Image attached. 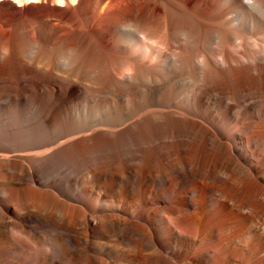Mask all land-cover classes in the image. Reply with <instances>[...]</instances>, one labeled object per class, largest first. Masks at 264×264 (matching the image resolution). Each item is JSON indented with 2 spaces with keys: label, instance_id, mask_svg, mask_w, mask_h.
<instances>
[{
  "label": "bare ground",
  "instance_id": "bare-ground-1",
  "mask_svg": "<svg viewBox=\"0 0 264 264\" xmlns=\"http://www.w3.org/2000/svg\"><path fill=\"white\" fill-rule=\"evenodd\" d=\"M0 264H264V0H0Z\"/></svg>",
  "mask_w": 264,
  "mask_h": 264
},
{
  "label": "rangeland",
  "instance_id": "rangeland-1",
  "mask_svg": "<svg viewBox=\"0 0 264 264\" xmlns=\"http://www.w3.org/2000/svg\"><path fill=\"white\" fill-rule=\"evenodd\" d=\"M5 89H6V88H5ZM6 255H7V253H6V254H4V255H3V257H4V258L6 257L7 259H9V257H10L9 255H10V254L8 255L9 257H8V256H6ZM6 258H5V259H6Z\"/></svg>",
  "mask_w": 264,
  "mask_h": 264
},
{
  "label": "snow or ice",
  "instance_id": "snow-or-ice-1",
  "mask_svg": "<svg viewBox=\"0 0 264 264\" xmlns=\"http://www.w3.org/2000/svg\"><path fill=\"white\" fill-rule=\"evenodd\" d=\"M249 2H250V0H249Z\"/></svg>",
  "mask_w": 264,
  "mask_h": 264
}]
</instances>
